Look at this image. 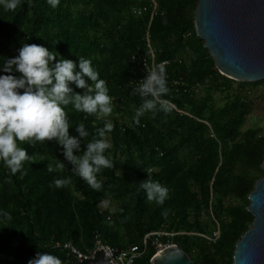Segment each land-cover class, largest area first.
<instances>
[{
  "label": "trees",
  "instance_id": "trees-1",
  "mask_svg": "<svg viewBox=\"0 0 264 264\" xmlns=\"http://www.w3.org/2000/svg\"><path fill=\"white\" fill-rule=\"evenodd\" d=\"M154 1L156 8L152 0H60L55 9L46 0H20L14 10L0 6V63L18 55L24 43L55 51L56 59L88 58L113 104L111 114L99 118L71 103L63 106L69 134L80 139L76 155L100 138L98 127L113 124L104 137L110 144L104 155L113 167L97 173L99 191L72 171L55 141L21 143L32 161L15 175L0 161V264H27L38 252L52 253L62 264H90L56 244L71 242L88 252L98 235L123 249L143 245L156 232L174 234L159 240L178 245L195 264H233L236 244L253 222L249 194L263 176L264 126H245L254 111L251 91L264 81L238 82L218 71L196 34L199 0ZM140 6L145 11L139 15ZM164 62L167 95L141 96L152 65ZM85 80L84 88L70 82L73 93L93 94L88 86L94 82ZM216 93L223 95L220 105ZM152 99L158 105L166 100L168 111H146L136 123L137 108ZM80 122L87 137L75 130ZM68 178L60 187L54 183ZM148 179L169 189L162 205L148 201L140 188ZM150 239L137 264H151L157 253L155 237Z\"/></svg>",
  "mask_w": 264,
  "mask_h": 264
},
{
  "label": "clouds",
  "instance_id": "clouds-1",
  "mask_svg": "<svg viewBox=\"0 0 264 264\" xmlns=\"http://www.w3.org/2000/svg\"><path fill=\"white\" fill-rule=\"evenodd\" d=\"M19 2L0 0V6L14 10ZM46 2L55 9L60 0ZM58 55L44 46L24 43L18 49V55L0 63V161L15 175L23 169L26 161H32V156L20 146L21 143L31 146L35 142L55 141L62 146L65 160L73 165L72 171L90 188L99 191L102 184L97 179V173L113 167L112 160L104 155L105 149L110 147L104 137L106 133H111L113 124L106 121L103 127H98L96 135L100 138L89 140L83 153L76 155L74 150L80 152V139L69 134L70 124L63 106L71 103L78 112L96 114L97 118L107 117L113 110L112 97L106 81L100 78L90 59L81 56L74 62L66 58L56 59ZM85 77L94 82V85L88 86V92L93 94L73 93L70 82L84 88ZM139 92L141 96L151 94L154 98L167 95L169 88L162 63L148 71ZM157 110L167 112V101L163 99L158 105L155 99L146 100L137 108L133 119L139 123L138 117L143 113L155 114ZM75 130L80 138L89 135L83 122L76 124ZM48 170L52 171L50 165ZM69 180L56 179L54 183L60 187ZM140 188L146 190L148 201L162 205L168 199L169 189L158 181L148 179L142 182ZM4 215L7 216L6 213ZM162 215L166 217L167 210ZM27 264H62V261L52 253L38 252Z\"/></svg>",
  "mask_w": 264,
  "mask_h": 264
},
{
  "label": "water",
  "instance_id": "water-1",
  "mask_svg": "<svg viewBox=\"0 0 264 264\" xmlns=\"http://www.w3.org/2000/svg\"><path fill=\"white\" fill-rule=\"evenodd\" d=\"M197 36L218 71L238 82L264 81V0H199L195 14ZM263 176L249 194L251 227L236 244L233 264H264ZM151 264H195L178 245L157 252ZM90 264H110L104 255Z\"/></svg>",
  "mask_w": 264,
  "mask_h": 264
},
{
  "label": "built area",
  "instance_id": "built-area-1",
  "mask_svg": "<svg viewBox=\"0 0 264 264\" xmlns=\"http://www.w3.org/2000/svg\"><path fill=\"white\" fill-rule=\"evenodd\" d=\"M154 3V8H156L157 4L154 0H152ZM145 11V7L140 6L136 8L135 13L142 14ZM152 52V51H151ZM154 58V57H153ZM165 65L166 63H162ZM154 69V64L151 67V70ZM151 236L155 237V240L152 241L153 246H155L157 252L165 249L166 247L171 244L170 241L168 243H163L159 239H161L164 236H173V234H168L164 232H156L153 234L148 235L144 241L143 245H134L132 247L123 248V249H117L112 247L109 244L104 243L100 237L97 235L95 238V243L92 249H90L88 252H82L77 247H75L71 242L66 243H57L56 246L64 249L68 252L69 255L75 257L79 261H93L98 256L104 255L107 257V259L110 261V264H137L139 260H141L145 253H146V246L149 245V242L151 241Z\"/></svg>",
  "mask_w": 264,
  "mask_h": 264
},
{
  "label": "rangeland",
  "instance_id": "rangeland-1",
  "mask_svg": "<svg viewBox=\"0 0 264 264\" xmlns=\"http://www.w3.org/2000/svg\"><path fill=\"white\" fill-rule=\"evenodd\" d=\"M263 90L264 87L260 86L257 89L251 91V99L255 101L254 111L253 114L248 118L245 128L253 127L256 125L264 126V119H263V106H264V99H263ZM224 98L223 95L220 93L215 94V103L216 105H220L223 102ZM174 235V234H173ZM216 237L219 236V233L214 234ZM171 244H174L170 241Z\"/></svg>",
  "mask_w": 264,
  "mask_h": 264
}]
</instances>
